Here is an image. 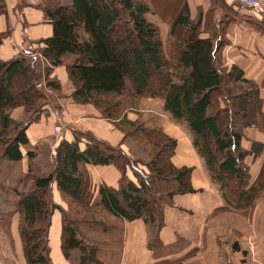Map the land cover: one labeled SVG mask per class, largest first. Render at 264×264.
Listing matches in <instances>:
<instances>
[{
	"label": "trees",
	"instance_id": "trees-1",
	"mask_svg": "<svg viewBox=\"0 0 264 264\" xmlns=\"http://www.w3.org/2000/svg\"><path fill=\"white\" fill-rule=\"evenodd\" d=\"M65 1L44 9L52 36L40 41L42 69L36 71V57L0 60V170L9 166L13 173L24 160L28 162L26 177H7V184L0 181V220L10 223L9 218L17 215L25 264H50L49 233L55 212L61 216L65 259L71 264H106L99 259L100 249L86 244L77 223L53 200L55 187L63 200L83 208L84 213L78 214L80 226L115 231L103 218L93 219L95 209L121 225L141 220L151 229L147 246L153 251L160 245L157 233L172 198L199 192L191 183L193 169L172 163L176 140L145 123L139 111L143 98L162 100L165 112L186 123L194 149L224 193V205L211 215H249L264 195V159L254 180L245 160L263 156L264 144L251 142L250 150L244 149L243 129L264 130L263 103L258 88L241 71L218 64L227 42V19L218 23L222 37L215 41L213 20H191L187 0H177L175 11L163 13L161 7L171 0ZM150 6L168 26L167 52L159 28L145 18ZM4 12L0 5V14ZM247 24L264 36L263 19L248 18ZM207 31L209 38H203ZM5 36L0 35V41ZM59 67L73 86V103L93 106L123 134L119 145L111 146L90 132L71 131L73 140L59 138L52 154L40 145L30 146L26 130L47 111L42 83L47 90L60 92L59 81L51 77ZM238 82L247 89L234 94L230 86ZM16 108L23 109L20 120L11 117ZM128 140L143 145L149 158L141 161L135 152L126 151ZM40 156L46 162L50 158L52 169L35 175ZM86 165L115 167L120 173L118 187L100 186L95 195ZM119 232L123 235L122 229Z\"/></svg>",
	"mask_w": 264,
	"mask_h": 264
},
{
	"label": "crops",
	"instance_id": "crops-1",
	"mask_svg": "<svg viewBox=\"0 0 264 264\" xmlns=\"http://www.w3.org/2000/svg\"><path fill=\"white\" fill-rule=\"evenodd\" d=\"M260 1L264 6V0ZM65 2L0 0V5L5 9L0 14V35L6 34L0 41V60L6 62L31 55L36 57L37 65L43 68L45 64L39 55L42 48L40 41L52 36V26L46 19L44 9L55 8ZM187 4L191 20H213L211 30L214 28L217 31L215 41L222 37L218 23L227 19V42L218 55L221 57L219 63L227 68L235 66L243 73L245 80L258 88L264 113V36L238 18V13L248 12L238 9L235 0H187ZM220 28L222 30L221 25ZM202 37L209 38V32L203 33ZM51 77L59 81L60 93L65 98L60 100L57 114L47 109V118L41 116L39 121L28 127L26 136L31 147L40 145L43 149L44 146H52L50 141L57 126L63 127L60 128V136L64 134L63 137L68 141L73 140L71 131H78L90 132L111 146L121 143V132L103 119L93 106L73 103L70 98L73 86L63 67L54 69ZM158 104L170 120L159 121L160 128L177 143L172 163L177 168L193 169L191 183L199 192L172 198V205L163 210V226L157 233L160 245H156L154 251L147 246L152 233L148 226L141 220L122 221L123 242L118 264H264V195L249 215L240 212L211 215L213 210L225 203L220 184L210 177L204 160L193 147V136L186 125L182 120L173 119L163 110L162 104ZM11 117L20 120L23 109H14ZM68 128L69 132L65 133L64 130ZM243 134L245 138L242 145L246 150H250L251 142L264 144L263 128H248ZM80 147L83 148V144ZM263 159L264 155L256 160L251 157L245 160L252 180L257 177ZM86 170L95 195L100 186L118 187L120 173L115 167L86 165ZM128 176L133 180L130 173ZM53 199L63 206V197L56 187ZM9 219L11 224L6 231L10 250L8 256L15 264H25L17 230L18 217L12 215ZM61 230V216L55 212L49 233L50 264H71L62 251Z\"/></svg>",
	"mask_w": 264,
	"mask_h": 264
},
{
	"label": "rangeland",
	"instance_id": "rangeland-1",
	"mask_svg": "<svg viewBox=\"0 0 264 264\" xmlns=\"http://www.w3.org/2000/svg\"><path fill=\"white\" fill-rule=\"evenodd\" d=\"M176 3H177V0H171L170 2L167 1L165 6L161 7V12L163 13L164 12L163 10H165V9L167 10V12H171V10L175 11L174 6L176 5ZM167 12H165V13L167 14ZM236 16H237V14H236ZM145 18L147 19V21H149L154 26L159 28L160 39L163 43L165 51L167 52L168 44H169L167 24L165 22H163L160 19V17H158V15L154 12V9L152 8V6H150V12L145 15ZM238 18H240L244 22V24H246L247 26H249L247 24L248 18L254 19V20H257V19H263L264 20V17L258 16L252 12L238 13ZM26 58H28L30 60L31 55H27ZM32 58H34V56ZM217 61H218V64H220L219 61H221V57L218 56ZM40 68H42V67L40 64H38L36 66V71H39ZM235 84H232L230 86V89L233 91L234 94H241L243 92V90L247 89V85H245V84H241V83H239L238 85H235ZM19 85H22V83H19ZM41 90L45 91V94L48 96L46 108L48 110H50V109L53 110V112L55 114H57L56 111L59 110L60 100L65 98L64 95H62V93H60V92H51L50 90H47L43 83H42ZM158 102L161 103L163 106L162 100L155 99L153 101V100H150L148 98H143L140 102V105H139V106H141V107H139V111L142 113V116L145 120V123H147L150 128L155 127L157 129H161L159 121L160 122L161 121H167V120L170 121L167 118V116H165V114H163V111L160 108V105L158 104ZM125 103H127V100H125ZM221 105L223 106V103ZM48 110L46 112H44L42 116L47 118L49 116ZM231 110H233L234 112L236 111L234 108ZM250 110H252L251 107L249 108V111ZM130 118L134 119V116L131 115ZM181 122H183L186 125V123L183 120ZM149 123H151V124H149ZM55 128L60 129L63 127L57 126ZM246 129H248V128L243 129V131ZM256 129H259V128L256 127ZM64 132L65 133L69 132V128L66 131L64 130ZM60 133H62V129H60ZM63 135L60 136L59 138L61 139L63 137ZM122 136H123V134H122ZM60 139H57V140H60ZM54 141H56V138L53 135L50 143L52 144ZM127 143L128 144H125L126 148H124V149L126 151H128V149H129L130 150L129 152H131V150H132V152H135L136 156L139 160L143 161V160H147V157L149 158L148 153L146 151H144L145 148L143 147V145H140V143H137L136 141L131 142L130 140H128ZM49 150H50V153L51 152L53 153L54 147L51 145L50 146H44L42 151L47 153V151H49ZM139 151H142L144 153V155L139 153ZM50 162H51L50 158H49V161L46 162V159L43 156H40L38 158V162L36 163L37 166H36V169L34 171V174L40 175V174L46 173L47 171L51 170L52 169V163H50ZM47 163H50V165H48ZM245 163L247 164V162H245ZM27 165H28V162L26 160H24L21 164L20 169L17 170L16 172H13V173H10L11 170H10V168H8L9 166H4L0 170V181L4 184L5 183L7 184V182L9 181V179H8V181L6 180L7 177L12 176L13 178H15L16 176L18 177V175H21V174H22V176L26 177ZM6 173H8L7 176L5 175ZM28 186H29V184H27V187ZM20 189H22V188H20ZM53 190L54 189H52V195H53ZM59 206H61L63 208L66 215H68L69 218H71L74 223L75 222L77 223L75 225L78 226L80 234L85 237L86 244L95 245L96 249H100V252L98 255H99V259L101 262H104L106 264H117L118 263L120 253L122 251V242H123L122 237H121L123 235H121V236L119 235V233H120L119 230L122 229V225L120 224L119 221L114 220L113 218H111L107 214H105L104 212H100L99 209L98 210L95 209L94 211H96V213H95V218H93V219L103 218L106 223L111 225V227L115 228V231L112 233L111 231L110 232L107 231L106 228H104V227L98 228V227H91V226H80L82 224L78 223V221H79L78 219L81 217V215H78V214L84 213V211L81 210L83 208L79 209L76 206H72L70 204L69 200H66V199L63 201V206L60 204H59ZM90 212H93V211H90ZM10 224H11V222L8 223L6 220H3V221L0 220V226H1V228H0V249L2 250V251L0 250V264H15L8 256V252H10V250H8V246H7L8 238L6 235V233H7L6 231H7V228Z\"/></svg>",
	"mask_w": 264,
	"mask_h": 264
},
{
	"label": "built area",
	"instance_id": "built-area-1",
	"mask_svg": "<svg viewBox=\"0 0 264 264\" xmlns=\"http://www.w3.org/2000/svg\"><path fill=\"white\" fill-rule=\"evenodd\" d=\"M237 7L240 10L252 12L258 16L264 17V6L260 0H235ZM60 129L55 128L53 135L56 138V141L52 143V146L55 147L59 137H60Z\"/></svg>",
	"mask_w": 264,
	"mask_h": 264
}]
</instances>
